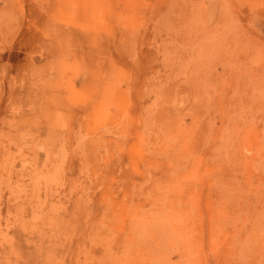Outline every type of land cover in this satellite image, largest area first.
Segmentation results:
<instances>
[{"label": "rangeland", "instance_id": "374dc122", "mask_svg": "<svg viewBox=\"0 0 264 264\" xmlns=\"http://www.w3.org/2000/svg\"><path fill=\"white\" fill-rule=\"evenodd\" d=\"M0 264H264V0H0Z\"/></svg>", "mask_w": 264, "mask_h": 264}]
</instances>
